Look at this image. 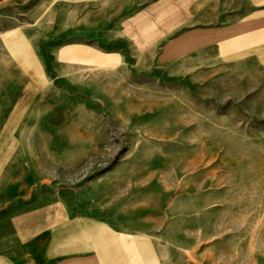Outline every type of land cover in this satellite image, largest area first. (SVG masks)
<instances>
[{"label":"rangeland","instance_id":"obj_1","mask_svg":"<svg viewBox=\"0 0 264 264\" xmlns=\"http://www.w3.org/2000/svg\"><path fill=\"white\" fill-rule=\"evenodd\" d=\"M42 1L0 0L7 145L54 163L40 189L130 193L164 264H264V74L143 55L52 23Z\"/></svg>","mask_w":264,"mask_h":264},{"label":"crops","instance_id":"obj_2","mask_svg":"<svg viewBox=\"0 0 264 264\" xmlns=\"http://www.w3.org/2000/svg\"><path fill=\"white\" fill-rule=\"evenodd\" d=\"M37 8L52 23L77 21L80 34L131 41L143 55L158 46L190 65L236 56L264 74V0H45ZM6 126L0 111V264H164L163 233L152 234L130 193L41 190L54 163L8 147Z\"/></svg>","mask_w":264,"mask_h":264}]
</instances>
